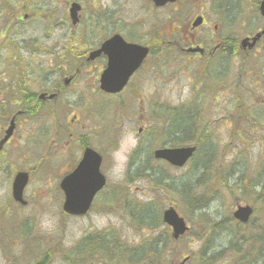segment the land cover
Masks as SVG:
<instances>
[{
	"label": "rangeland",
	"instance_id": "rangeland-1",
	"mask_svg": "<svg viewBox=\"0 0 264 264\" xmlns=\"http://www.w3.org/2000/svg\"><path fill=\"white\" fill-rule=\"evenodd\" d=\"M73 1L0 0V120L24 111L19 99L25 91L32 112L17 119L15 141L0 158V264H264V40L259 53L238 62L231 56L220 72L196 73L174 62L165 46L160 55L154 36L142 35L151 26L139 3L77 0L84 9L81 27L139 28L123 37L149 43L150 61L116 97L98 94L83 75L58 101L40 103L38 95L61 89L87 49L108 37L71 28L65 16ZM257 7L258 0L222 4L230 45L261 26ZM66 116L90 134L83 142L103 155L108 180L83 218L63 214L60 183L83 154L82 142H58ZM180 121L191 129L176 133ZM126 131L138 143L116 179L111 152ZM197 142L198 153L183 169L153 157L157 149ZM20 172L30 175L26 208L12 201ZM238 206L255 211L247 226L233 217ZM169 207L189 228L179 241L163 222Z\"/></svg>",
	"mask_w": 264,
	"mask_h": 264
},
{
	"label": "flooded vegetation",
	"instance_id": "flooded-vegetation-1",
	"mask_svg": "<svg viewBox=\"0 0 264 264\" xmlns=\"http://www.w3.org/2000/svg\"><path fill=\"white\" fill-rule=\"evenodd\" d=\"M227 1L228 0H176L173 4L169 3L163 7H158L154 0H130L132 3H139V10L144 12L147 16L146 22L151 26L150 28L144 29L142 35L144 37L154 36V41L157 42V45L161 46V50L166 44L174 52L177 61L186 62L190 67H196L200 71L206 70L212 63L216 65L217 69L222 68L228 54L234 53V50L236 52L240 50L239 39H237L236 43H233L232 45L228 43L226 30L223 26V19L228 17H223L219 12V9L222 8V4ZM157 2H159V0H157ZM82 11L79 16L80 22L78 26L73 27V29H79L81 32L96 35L100 38H103L105 35L108 37L105 38L104 41L100 40L97 44L93 45L92 48L87 49L88 51L82 55V59L78 62L75 75H73L74 72H72L64 76L70 78V83L67 84V82L63 80L64 85L63 87L60 85L61 89L57 88L52 93L45 92L47 97L43 103L52 104L61 99L65 90L70 86L75 85L83 75H85V82H93L95 88L98 89V94H102L106 97H115L105 94L100 89L101 77L108 66L110 56L112 55L110 53L111 49H108L109 54L102 51L103 44L105 41L111 40L116 35L124 36V33L127 32L137 33L140 29L117 28L115 25L107 27L104 23L98 28L80 27L83 22ZM198 23H200V25L197 26ZM259 30L260 28L258 29V27L256 29L253 28V32L244 38H252V36L258 33ZM164 35L167 36L166 39L163 38ZM128 42L141 44L138 41ZM142 45L147 47L152 53L153 49L149 43ZM160 55H162V53ZM64 62L68 63L69 60H64ZM155 62L162 63L163 61L162 59L157 58ZM145 68L146 66L142 71ZM215 71L218 72L216 69ZM10 89L14 90V87H10ZM51 96H54V98L50 99ZM29 98H31V96ZM24 100L25 102L22 104L24 105V107H22L24 108V111L22 110L14 113L11 118H8L9 120H0V158L2 157V152L11 141H15L16 134L20 127L17 125V119L23 117L27 112L30 115L32 113L31 101L28 98L27 101L25 98ZM8 103L12 104V101ZM13 121L16 123L15 130L11 138L2 145V141L6 136L7 128ZM75 122V119L71 121V119H68L66 116L65 122L58 124V133L56 136L58 137L59 143L82 142L83 146H81L79 150L82 149L84 153L86 149L91 148L87 145V142H83V139L90 137V134H84L82 130L75 125ZM2 123L4 124L2 125ZM59 134L62 135L63 139L59 137ZM81 156H83V154H81ZM50 160H52V157H48V161Z\"/></svg>",
	"mask_w": 264,
	"mask_h": 264
},
{
	"label": "water",
	"instance_id": "water-1",
	"mask_svg": "<svg viewBox=\"0 0 264 264\" xmlns=\"http://www.w3.org/2000/svg\"><path fill=\"white\" fill-rule=\"evenodd\" d=\"M261 11L264 15V0L261 5ZM261 35H258L255 39L258 40ZM146 54V51H144ZM137 67H129L125 70V74L130 71L126 77L128 78L130 74ZM109 72H112L109 69ZM106 80V81H105ZM107 92L118 93L123 89L121 83L110 82L105 79ZM13 128L10 129L9 134ZM8 139V136L7 138ZM196 148H180V149H163L155 152L154 156L158 160H165L175 167H183L190 158L193 157ZM101 158L97 156L92 151H88L84 157V160L79 165L77 170L69 176L62 184V189L66 195V201L64 205V212L72 216H83L89 211L95 196L104 188L106 184V179L100 172ZM28 183L27 174H19L16 177L14 183V197L17 201L21 202L23 197V191ZM253 211L250 207H239L238 211L235 212L234 217L241 223H248ZM164 222L173 228V236L178 239L180 236L184 235L187 231V227L182 218L178 216L175 210L170 209L164 214Z\"/></svg>",
	"mask_w": 264,
	"mask_h": 264
},
{
	"label": "clouds",
	"instance_id": "clouds-1",
	"mask_svg": "<svg viewBox=\"0 0 264 264\" xmlns=\"http://www.w3.org/2000/svg\"><path fill=\"white\" fill-rule=\"evenodd\" d=\"M138 141L131 131H126L119 141V145L111 152L112 171L116 179L123 176L127 158L135 149ZM42 227H49L47 222L42 223Z\"/></svg>",
	"mask_w": 264,
	"mask_h": 264
},
{
	"label": "trees",
	"instance_id": "trees-1",
	"mask_svg": "<svg viewBox=\"0 0 264 264\" xmlns=\"http://www.w3.org/2000/svg\"><path fill=\"white\" fill-rule=\"evenodd\" d=\"M192 125L186 121H180L179 125L176 126V133L184 134L186 129H191ZM185 142L188 143V140L186 139ZM176 146V145H175Z\"/></svg>",
	"mask_w": 264,
	"mask_h": 264
}]
</instances>
